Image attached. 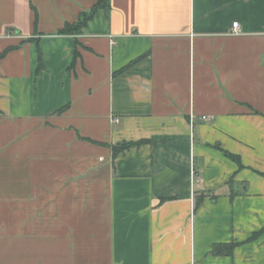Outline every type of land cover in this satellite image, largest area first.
Here are the masks:
<instances>
[{
    "label": "crops",
    "instance_id": "1",
    "mask_svg": "<svg viewBox=\"0 0 264 264\" xmlns=\"http://www.w3.org/2000/svg\"><path fill=\"white\" fill-rule=\"evenodd\" d=\"M99 2L0 0V264H264V0Z\"/></svg>",
    "mask_w": 264,
    "mask_h": 264
},
{
    "label": "trees",
    "instance_id": "2",
    "mask_svg": "<svg viewBox=\"0 0 264 264\" xmlns=\"http://www.w3.org/2000/svg\"><path fill=\"white\" fill-rule=\"evenodd\" d=\"M108 4V0H100L99 4L94 8L93 11H96L98 9V6H106ZM90 16L88 15L87 18ZM78 26H80V22L77 24V26L67 25V27L63 30V33L70 32L71 30H75ZM5 55V52H0V59ZM141 142H121L119 144H114L113 147V154L116 156L121 151H124L125 149L130 148L134 144H140ZM231 157H233L235 160L238 159V157L232 153H229ZM225 247L228 245H224Z\"/></svg>",
    "mask_w": 264,
    "mask_h": 264
},
{
    "label": "built area",
    "instance_id": "3",
    "mask_svg": "<svg viewBox=\"0 0 264 264\" xmlns=\"http://www.w3.org/2000/svg\"><path fill=\"white\" fill-rule=\"evenodd\" d=\"M242 32V28L240 26V23L238 21H234L233 22V30H232V33L233 34H240ZM202 118L204 120H208V119H211V118H214V116H207V115H203Z\"/></svg>",
    "mask_w": 264,
    "mask_h": 264
}]
</instances>
